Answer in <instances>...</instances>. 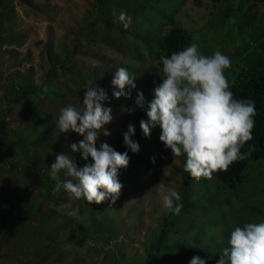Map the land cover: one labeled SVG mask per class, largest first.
<instances>
[{
    "label": "rangeland",
    "instance_id": "rangeland-1",
    "mask_svg": "<svg viewBox=\"0 0 264 264\" xmlns=\"http://www.w3.org/2000/svg\"><path fill=\"white\" fill-rule=\"evenodd\" d=\"M229 2L0 0V264H38L45 257L44 264H189L193 256L216 264L221 247H230L234 228L249 223L250 210L253 222L264 220L262 161L250 167L248 182L236 193L221 191L213 179L204 192L194 179L189 201L211 208L210 232L203 226L207 213L196 210L174 228L165 227L172 211L163 207L162 194L169 189L180 194L186 155L173 156L159 139V125L149 137L140 129L163 75L162 56L149 47L172 26L191 31L202 54L219 51L229 57L231 67L224 70L229 85L249 74L234 59L240 35L248 33L237 28L241 2ZM122 12L132 17L128 29L118 22ZM120 67L135 78L136 88L125 89L131 98L112 95L119 91L112 80ZM90 84L106 90L104 106L113 116L104 126L111 135L101 134L96 147L107 143L126 152L117 147L129 124L139 144L138 153L127 151L128 167L119 170L123 188L115 204L110 199L89 204L84 198L70 200L63 189L52 191L49 168L57 154L72 155L80 167L85 163L71 152V144L83 137L61 133L56 122L61 108L81 109ZM140 91L143 108L135 104ZM61 179H67L63 172ZM227 195L231 198L224 201ZM67 204L79 208L81 219L66 215Z\"/></svg>",
    "mask_w": 264,
    "mask_h": 264
},
{
    "label": "clouds",
    "instance_id": "clouds-1",
    "mask_svg": "<svg viewBox=\"0 0 264 264\" xmlns=\"http://www.w3.org/2000/svg\"><path fill=\"white\" fill-rule=\"evenodd\" d=\"M117 19L125 29L132 23V17L124 12ZM162 65L161 83L152 90L147 120L140 121L144 136L149 137L151 129L159 125L160 141L174 157L186 155L184 170L197 181L202 177L211 180L214 173L227 171L234 162L247 159L255 150L249 145L247 152L242 151L253 140L255 101L237 99L230 91L224 74L231 67L229 57L219 51L206 56L193 43L162 57ZM134 81L125 67L118 68L112 86L119 91H113V97L131 98V92L125 89H135ZM92 85L84 88L81 109L71 105L61 108L56 122L61 133L71 131L83 137L71 144V152L80 153L85 163L80 167L72 155L57 154L49 176L55 181L53 193L63 189L70 200L84 198L89 204H101L110 199L115 204L123 188L118 173L128 167L130 157L127 151L120 153L107 143H101L99 149L96 147L101 134L111 135L104 126L113 121V116L112 109L104 106L109 99L106 90ZM135 104L144 107L142 91L137 93ZM134 134L135 126L129 124L123 136L124 144L138 153L139 144L131 138ZM62 172L67 179H61ZM180 200L176 190L169 189L162 194L163 207L177 215L183 208ZM65 208L67 216L81 219L78 207L67 204ZM229 245L216 264H264V220L235 227ZM189 264H206V261L193 256Z\"/></svg>",
    "mask_w": 264,
    "mask_h": 264
},
{
    "label": "trees",
    "instance_id": "trees-1",
    "mask_svg": "<svg viewBox=\"0 0 264 264\" xmlns=\"http://www.w3.org/2000/svg\"><path fill=\"white\" fill-rule=\"evenodd\" d=\"M213 3H219L223 0H209ZM230 1V6H234L233 1L236 0H226ZM196 4L200 6L202 4V0H195ZM241 6L238 7V13L241 14V21L240 25L237 26L238 29H244L245 31H249L251 27H253L257 21V15H255L254 11L258 9V7L264 3V0H240ZM244 8V9H243ZM245 10V11H244ZM138 32V31H137ZM136 35H139L138 33ZM243 36L240 35V38ZM149 43V41H148ZM193 44V35L191 31L179 27V26H172L169 32L157 39V41L153 42L149 49L150 51L154 50L162 57H168L173 52H178L183 50V48L190 46ZM161 67H163L161 63ZM230 91L233 92L235 98L237 99H250L255 101V108H256V115L255 119V127L253 130V140L249 141L245 148L242 150L244 152L248 151V146H254V151L247 159L242 161L234 162L232 165L229 166L227 171H218L213 174V180L218 183L221 191L228 192L229 191H237L239 187L246 184L248 182V172L250 167L257 162L264 161V73L249 77L246 79H239L232 85H230ZM152 135V132H151ZM132 138V137H131ZM120 151H129L130 149L124 144V140L121 144L117 147ZM186 163V161H185ZM194 181V178L190 176L189 173L185 171L184 180L182 189L180 192L181 200L179 203H182L183 208L180 214H175L171 212L168 219L164 223V226L167 228H174L179 220L186 215V213L190 212L191 210H196L199 214H203L204 212L207 213V218L205 223L203 224L204 228L210 232L213 229V218L215 214H209V208L202 202H193L189 201V197L191 194V186ZM203 187V191L207 192L210 188L209 186V179L201 178L200 179ZM217 190V189H216ZM235 191V193H236ZM215 197L211 198L210 205L215 207L216 202ZM231 195H227L224 201L230 200ZM223 201V202H224ZM220 202V203H223ZM219 203V204H220ZM250 208H248V211ZM253 210V209H252ZM250 210L248 212V221L253 222V211ZM255 211V209H254ZM205 214V213H204ZM251 216V217H250ZM227 235L230 234L229 230H226ZM210 234V233H209ZM212 236V234H211ZM222 248V249H221ZM220 249L224 251L226 247L223 245ZM150 263H155L157 258V254H152ZM48 258H44L38 264H44Z\"/></svg>",
    "mask_w": 264,
    "mask_h": 264
},
{
    "label": "crops",
    "instance_id": "crops-1",
    "mask_svg": "<svg viewBox=\"0 0 264 264\" xmlns=\"http://www.w3.org/2000/svg\"><path fill=\"white\" fill-rule=\"evenodd\" d=\"M255 15L258 18L257 23L236 43L234 59L250 74L239 79L264 73V3L255 10Z\"/></svg>",
    "mask_w": 264,
    "mask_h": 264
}]
</instances>
